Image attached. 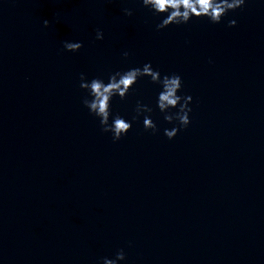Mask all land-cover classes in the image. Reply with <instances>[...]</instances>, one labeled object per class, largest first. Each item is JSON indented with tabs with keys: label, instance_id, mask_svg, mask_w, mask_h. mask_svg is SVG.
<instances>
[{
	"label": "water",
	"instance_id": "1",
	"mask_svg": "<svg viewBox=\"0 0 264 264\" xmlns=\"http://www.w3.org/2000/svg\"><path fill=\"white\" fill-rule=\"evenodd\" d=\"M159 22L142 0H0V264H264V2ZM148 61L183 76L192 123L170 140L156 109L159 133L114 141L80 73ZM155 95L142 78L113 110Z\"/></svg>",
	"mask_w": 264,
	"mask_h": 264
},
{
	"label": "clouds",
	"instance_id": "2",
	"mask_svg": "<svg viewBox=\"0 0 264 264\" xmlns=\"http://www.w3.org/2000/svg\"><path fill=\"white\" fill-rule=\"evenodd\" d=\"M264 2V0H262ZM248 0H142V5L153 16L159 18L156 28L164 30L171 25H186L193 18H207L213 24H219L230 12L246 7ZM128 16L133 15L132 8H125ZM229 26H236L238 21L230 19ZM45 25L50 21L45 20ZM105 38L102 29L96 30V39ZM64 47L71 52H78L84 47L83 41L65 40ZM131 53L125 51L123 56ZM149 78L156 86L155 106L143 99L136 101L133 114L130 116L115 112L113 100L116 97L126 99L136 88L142 78ZM79 87L84 90L82 103L95 116L102 131L110 133L114 141H119L132 130L134 122L142 118L145 130L153 134L160 132V124L154 119L156 109L163 115V119L172 125L164 128V134L171 140L192 123V104L194 97L184 91V78L180 73L163 72L155 67L151 61L142 65L117 69L105 75L89 77L86 72L80 73ZM127 260L124 248L115 252L114 256L101 257V264H121Z\"/></svg>",
	"mask_w": 264,
	"mask_h": 264
}]
</instances>
